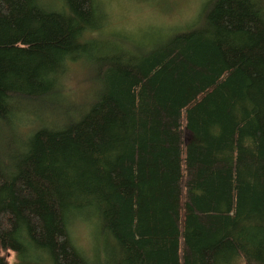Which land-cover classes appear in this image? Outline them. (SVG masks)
I'll return each mask as SVG.
<instances>
[{"label":"trees","instance_id":"16d2710c","mask_svg":"<svg viewBox=\"0 0 264 264\" xmlns=\"http://www.w3.org/2000/svg\"><path fill=\"white\" fill-rule=\"evenodd\" d=\"M53 5L0 0V141L17 145L0 160V251L14 264H264L261 0H212L196 29L130 49L98 42L94 0ZM74 63L90 76L78 104L61 88ZM34 106L62 121L19 134ZM79 218L98 253L71 240Z\"/></svg>","mask_w":264,"mask_h":264},{"label":"rangeland","instance_id":"374dc122","mask_svg":"<svg viewBox=\"0 0 264 264\" xmlns=\"http://www.w3.org/2000/svg\"><path fill=\"white\" fill-rule=\"evenodd\" d=\"M47 6H55V0H39ZM99 6L100 14L96 21V27L101 29L99 38L100 44H112L124 48H132L131 45H147L164 40L171 33L186 31L187 26L190 28L201 26L197 24L201 20L205 5L212 0H94ZM199 3V10L195 17L192 16V4ZM264 4V0H261ZM51 3V4H50ZM97 29V32H98ZM184 29V30H183ZM96 34V33H95ZM106 46V45H104ZM108 47V46H107ZM110 48V47H109ZM67 73L63 75V87L66 93L65 98L69 103H80L89 94L90 76L87 74V69L83 64L74 63L67 65ZM63 99H59L62 101ZM63 112L62 108H54ZM42 109L34 106L33 113L27 111L23 120L19 123L18 133L23 130L33 129L37 127L36 122L46 121L58 122L62 121L60 116L47 117ZM55 111L50 112L55 115ZM33 115V116H32ZM36 116V117H35ZM38 117V118H37ZM30 122L27 123V122ZM26 122V123H25ZM34 125V127H33ZM10 134V132L8 133ZM9 136V135H8ZM10 142L15 141L8 138ZM14 143V142H13ZM91 219H77L69 227V235L76 247L83 253L88 254L94 250L96 252L101 249V237L93 233L94 221ZM94 241V243H93ZM0 255L7 259L9 264L15 263V256L12 251H0ZM100 258V255H99Z\"/></svg>","mask_w":264,"mask_h":264},{"label":"clouds","instance_id":"9594fccd","mask_svg":"<svg viewBox=\"0 0 264 264\" xmlns=\"http://www.w3.org/2000/svg\"><path fill=\"white\" fill-rule=\"evenodd\" d=\"M199 3L194 2L192 4V16L195 17L199 10ZM17 145H8L5 141H0V160H3L4 163H7V158L9 155H11L14 148H16Z\"/></svg>","mask_w":264,"mask_h":264}]
</instances>
